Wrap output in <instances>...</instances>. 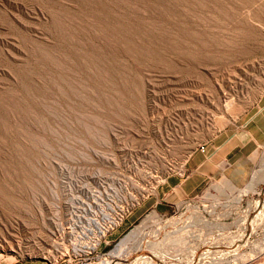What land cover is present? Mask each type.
<instances>
[{
    "label": "rangeland",
    "instance_id": "rangeland-1",
    "mask_svg": "<svg viewBox=\"0 0 264 264\" xmlns=\"http://www.w3.org/2000/svg\"><path fill=\"white\" fill-rule=\"evenodd\" d=\"M263 97L264 0H0V264L248 256L264 240ZM232 138L219 157L246 170L242 187L208 179L165 205L161 184ZM102 209L115 220L82 249ZM198 217L209 227L161 243L170 255L151 246Z\"/></svg>",
    "mask_w": 264,
    "mask_h": 264
},
{
    "label": "crops",
    "instance_id": "crops-1",
    "mask_svg": "<svg viewBox=\"0 0 264 264\" xmlns=\"http://www.w3.org/2000/svg\"><path fill=\"white\" fill-rule=\"evenodd\" d=\"M261 103L262 108L256 114L254 124L257 131L264 134V128H260L261 126L264 127V97ZM215 146L214 143L209 146V150L207 149L206 153L199 151L193 153L186 161L185 177L179 175L171 176L159 187L163 189V202H166V204L164 203L165 205L170 203L168 202L169 200H176L179 203L187 198L197 197L208 179L224 177L232 183L233 186L228 183L230 187H242L246 170L240 167L237 169L234 168L237 165V160L229 159L227 156L225 158L219 157L220 153L223 154L225 152L227 155V153L235 150L239 146L238 142L232 138L225 146ZM211 149H214L212 153L210 152ZM207 153L209 156L205 155ZM159 191L156 194H159Z\"/></svg>",
    "mask_w": 264,
    "mask_h": 264
},
{
    "label": "bare ground",
    "instance_id": "bare-ground-1",
    "mask_svg": "<svg viewBox=\"0 0 264 264\" xmlns=\"http://www.w3.org/2000/svg\"><path fill=\"white\" fill-rule=\"evenodd\" d=\"M255 183H252L247 189H245V190H243V191H241L240 192V194L238 195V197L235 199V201H234V203L236 204V206L237 205H239V204H241L242 203V201H243V199H244V197L245 196H247L249 193H251L252 191L253 192H257V190L255 189ZM234 204V205H235ZM117 205V204H116ZM116 205L114 206L115 208H116ZM108 209H109V207H108ZM108 209H102L101 211H100V214H98V213H96L95 215H94V218L90 221L91 222V224H92V226H95L96 228H94V229H92V228H90V229H88L90 232H87L86 230L84 231L85 233L83 234V236H86V238H88V239H90L91 240V242H89L88 244H83L82 245V248L83 249H94V248H96L97 246H98V242L100 241V238L105 234V232H106V229L108 228V226L110 225V224H112V220L114 221L115 219L114 218H112V214L110 213L111 211H116L114 208H113V206L110 208V212L108 211ZM117 209V208H116ZM92 213L94 212L93 210L91 211ZM104 217L106 220L105 221H107L106 223H103V218L101 219L102 220V222H101V220H100V217ZM91 217V216H90ZM89 221V220H88ZM177 221H175V222H173V223H170L171 225H176L177 223H176ZM89 223V222H88ZM197 223H199V224H197ZM260 223V222H259ZM170 224H168V225H164L163 223H158L157 224V228H155L156 230L152 233L151 231L150 232H146L147 231V229H148V225H144V228L145 229H143L142 231H141V235L143 236V238H142V241L144 240V238H147V237H153V239L154 240H157L158 239V237H159V235L162 233V231L165 229V228H167L168 226H170ZM211 223H209L208 222V220L206 219V218H204V217H198L197 218V220H196V223L195 222H192V221H190V222H188V224H186V225H184V227H179V228H177V229H175V230H173V231H171V232H169L166 236H165V239L163 238V240L161 241V242H158L157 244H155V243H152L151 244V246L154 248V250H162V245L160 246V247H162V248H160L159 247V245L161 244V243H169V245H172L173 246V248H174V246L175 245H179V240H176L174 237H176L178 234H180L181 233V235L183 234V233H187V234H189L190 232V229H193V228H195L196 226L198 227V226H201V227H209V225H210ZM103 225V226H102ZM83 226V225H82ZM86 226V225H85ZM156 226V225H155ZM77 227V226H76ZM153 227V226H152ZM154 228V227H153ZM152 228V229H153ZM74 229V228H73ZM77 229V228H76ZM83 229H84V227H83ZM151 229V228H150ZM72 231V230H71ZM153 231V230H152ZM183 231H185V232H183ZM214 231H216V230H214ZM183 232V233H182ZM204 232V231H203ZM73 233H75V232H73ZM83 233V232H82ZM185 233V234H186ZM192 233H194V232H192ZM211 233V232H210ZM176 235V236H175ZM190 235V234H189ZM192 235V234H191ZM190 235V236H191ZM193 235H195V233L193 234ZM202 235H203V233H202ZM202 235H198V236H196V237H198L199 239H201V237H202ZM231 236V235H230ZM172 239V240H171ZM203 239V238H202ZM205 240V239H204ZM141 241V245L143 244V242ZM177 242H179V243H177ZM122 243V242H121ZM121 243H120V245H118V247L113 251V253H112V255L113 256H115V254L116 253H123V251L125 250V248H123V247H120L121 246ZM194 243V242H193ZM233 243V242H232ZM166 245V244H165ZM178 245L176 246V247H178ZM255 245V244H254ZM257 245V244H256ZM255 245V246H256ZM150 245H149V247H151ZM163 246H164V244H163ZM165 247V246H164ZM170 247V246H169ZM74 248H75V250H78L77 249V246H74ZM147 248V247H146ZM254 249L252 250V252H249L250 254L248 255V256H246V254L245 255H237L236 254V256H234L233 258H232V260H230L229 258L227 259H214V260H212L211 262H207L208 264H243L244 262H246V261H248V260H246V259H254L255 257H257L258 255H261V254H263L264 253V240L262 241V242H260L256 247H253ZM150 249H152V248H150ZM169 249V248H168ZM162 251H164V253L166 254V255H170V251L169 250H167V247H166V251H165V248H164V250H162ZM172 251V250H171ZM174 252L176 251V250H173ZM177 252V251H176ZM173 253V252H172ZM248 254V253H247ZM51 256V255H50ZM118 256H120V254H118L117 255V257ZM259 257V256H258ZM49 258H51L52 259V257H49ZM142 259V258H141ZM144 259V258H143ZM143 263V262H142ZM206 263V264H207ZM107 264H110V262L109 263H107ZM144 264H155V262H151V261H146Z\"/></svg>",
    "mask_w": 264,
    "mask_h": 264
},
{
    "label": "built area",
    "instance_id": "built-area-1",
    "mask_svg": "<svg viewBox=\"0 0 264 264\" xmlns=\"http://www.w3.org/2000/svg\"><path fill=\"white\" fill-rule=\"evenodd\" d=\"M199 152H201V153H206L207 152V147L206 146H204V145H202V146H200L198 149H197ZM177 175H179V176H181V177H185V175H186V172H185V168H184V171H181L180 173H177ZM168 179V178H167ZM166 179V180H167ZM165 180V181H166ZM164 181V182H165ZM163 182V183H164ZM162 183V184H163ZM161 184V185H162ZM116 223V222H115ZM112 226V224H110L109 226H108V228L106 229V232H105V234L100 238V241L98 242V245L100 244V242H101V240H102V238L103 237H105L106 236V233H107V231H108V229L110 228ZM85 239H87L86 240V243L85 244H88L89 242H91V240L90 239H88V238H86V236H85ZM84 244V243H83ZM98 248V246L96 247V248H94V249H85V250H95V249H97ZM83 249V248H82ZM144 258V259H143ZM56 260V259H55ZM140 261H141V264H144L146 261H153L154 262V260H153V258H152V256H144V257H142V259L140 258L139 259ZM168 260L170 261V263L169 264H183V260L182 259H180L179 258V256H173V255H171V256H168ZM57 261V260H56ZM143 262V263H142ZM210 262V261H209ZM156 264V263H155ZM185 264H189L188 262H185ZM190 264H193V262H191Z\"/></svg>",
    "mask_w": 264,
    "mask_h": 264
}]
</instances>
